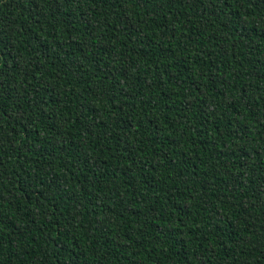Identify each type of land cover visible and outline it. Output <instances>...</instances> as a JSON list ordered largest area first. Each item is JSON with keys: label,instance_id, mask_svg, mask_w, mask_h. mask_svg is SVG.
<instances>
[{"label": "trees", "instance_id": "1", "mask_svg": "<svg viewBox=\"0 0 264 264\" xmlns=\"http://www.w3.org/2000/svg\"><path fill=\"white\" fill-rule=\"evenodd\" d=\"M0 264H264V0H0Z\"/></svg>", "mask_w": 264, "mask_h": 264}]
</instances>
